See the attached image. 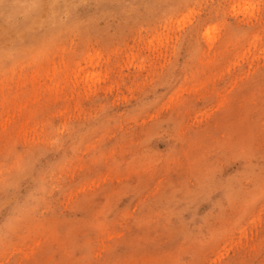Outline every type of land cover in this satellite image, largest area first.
<instances>
[{
	"label": "rangeland",
	"instance_id": "1",
	"mask_svg": "<svg viewBox=\"0 0 264 264\" xmlns=\"http://www.w3.org/2000/svg\"><path fill=\"white\" fill-rule=\"evenodd\" d=\"M0 264H264V0H0Z\"/></svg>",
	"mask_w": 264,
	"mask_h": 264
},
{
	"label": "bare ground",
	"instance_id": "2",
	"mask_svg": "<svg viewBox=\"0 0 264 264\" xmlns=\"http://www.w3.org/2000/svg\"><path fill=\"white\" fill-rule=\"evenodd\" d=\"M19 6V5H18Z\"/></svg>",
	"mask_w": 264,
	"mask_h": 264
}]
</instances>
